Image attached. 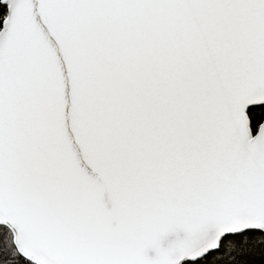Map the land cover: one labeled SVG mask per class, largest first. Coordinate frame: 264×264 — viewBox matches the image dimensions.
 <instances>
[{"label":"snow or ice","instance_id":"6c2138e0","mask_svg":"<svg viewBox=\"0 0 264 264\" xmlns=\"http://www.w3.org/2000/svg\"><path fill=\"white\" fill-rule=\"evenodd\" d=\"M0 264H264V0H0Z\"/></svg>","mask_w":264,"mask_h":264}]
</instances>
